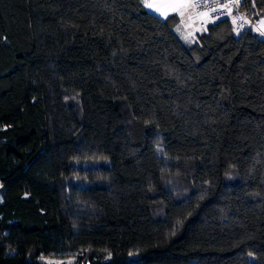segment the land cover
Segmentation results:
<instances>
[{
	"label": "trees",
	"instance_id": "trees-1",
	"mask_svg": "<svg viewBox=\"0 0 264 264\" xmlns=\"http://www.w3.org/2000/svg\"><path fill=\"white\" fill-rule=\"evenodd\" d=\"M179 22L0 0V264H264V37Z\"/></svg>",
	"mask_w": 264,
	"mask_h": 264
},
{
	"label": "built area",
	"instance_id": "built-area-1",
	"mask_svg": "<svg viewBox=\"0 0 264 264\" xmlns=\"http://www.w3.org/2000/svg\"><path fill=\"white\" fill-rule=\"evenodd\" d=\"M242 2L243 0H191L192 9L200 18V26L203 29L225 19L232 21L239 29H254L259 19L252 16Z\"/></svg>",
	"mask_w": 264,
	"mask_h": 264
},
{
	"label": "rangeland",
	"instance_id": "rangeland-1",
	"mask_svg": "<svg viewBox=\"0 0 264 264\" xmlns=\"http://www.w3.org/2000/svg\"><path fill=\"white\" fill-rule=\"evenodd\" d=\"M174 30L186 44H192L195 42V33L203 31V28L200 26V18L192 8L188 7L182 13L181 21ZM75 258V256H49L44 257L43 261L47 264H70L75 261Z\"/></svg>",
	"mask_w": 264,
	"mask_h": 264
},
{
	"label": "crops",
	"instance_id": "crops-1",
	"mask_svg": "<svg viewBox=\"0 0 264 264\" xmlns=\"http://www.w3.org/2000/svg\"><path fill=\"white\" fill-rule=\"evenodd\" d=\"M149 4L151 7H146L149 12L161 18H167L173 14H177L180 17V21L182 13L188 7L192 8L191 0L189 2H184V0H149ZM254 33L264 37V17L259 19L257 27L254 28Z\"/></svg>",
	"mask_w": 264,
	"mask_h": 264
},
{
	"label": "snow or ice",
	"instance_id": "snow-or-ice-1",
	"mask_svg": "<svg viewBox=\"0 0 264 264\" xmlns=\"http://www.w3.org/2000/svg\"><path fill=\"white\" fill-rule=\"evenodd\" d=\"M143 2H144L145 7H151V5L149 4V0H143ZM184 2H189V0H184ZM224 7H227V5H224Z\"/></svg>",
	"mask_w": 264,
	"mask_h": 264
}]
</instances>
